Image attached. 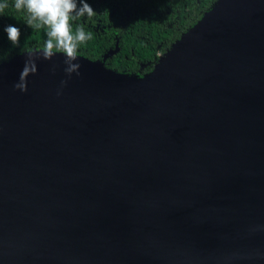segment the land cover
Wrapping results in <instances>:
<instances>
[{
	"label": "water",
	"instance_id": "95a60500",
	"mask_svg": "<svg viewBox=\"0 0 264 264\" xmlns=\"http://www.w3.org/2000/svg\"><path fill=\"white\" fill-rule=\"evenodd\" d=\"M116 51L24 93L27 52L0 64V264H264V0H214L141 77Z\"/></svg>",
	"mask_w": 264,
	"mask_h": 264
},
{
	"label": "trees",
	"instance_id": "16d2710c",
	"mask_svg": "<svg viewBox=\"0 0 264 264\" xmlns=\"http://www.w3.org/2000/svg\"><path fill=\"white\" fill-rule=\"evenodd\" d=\"M96 13L78 18L92 39L78 48V56L101 61L117 73L141 77L148 73L158 56L207 11L214 0H85ZM8 7L0 12V64L12 57L43 47L46 35L26 23V14L14 8V0H0ZM20 29L19 42L13 44L4 28Z\"/></svg>",
	"mask_w": 264,
	"mask_h": 264
},
{
	"label": "clouds",
	"instance_id": "9594fccd",
	"mask_svg": "<svg viewBox=\"0 0 264 264\" xmlns=\"http://www.w3.org/2000/svg\"><path fill=\"white\" fill-rule=\"evenodd\" d=\"M14 8L26 14V23L36 30H43L46 39L43 47L37 50H28L27 59L20 73L18 82L13 85L14 90L21 93L27 91L26 78L35 75L37 67L35 60L41 57L48 61L56 53L64 56V73L67 77L73 74L79 76L80 64L77 60L80 45L92 39V33L86 32L83 24L75 21L81 17H93L96 15L91 6L85 0H14ZM8 7L7 3H0V12ZM7 38L13 44L19 42L20 29L12 24L4 28ZM55 65L53 66V72ZM67 81L60 82L57 95L61 94L62 88Z\"/></svg>",
	"mask_w": 264,
	"mask_h": 264
}]
</instances>
